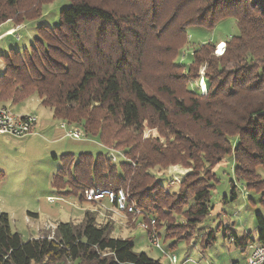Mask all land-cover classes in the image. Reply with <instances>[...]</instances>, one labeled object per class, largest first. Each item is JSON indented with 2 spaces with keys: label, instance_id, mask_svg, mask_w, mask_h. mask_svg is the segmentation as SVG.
<instances>
[{
  "label": "trees",
  "instance_id": "1",
  "mask_svg": "<svg viewBox=\"0 0 264 264\" xmlns=\"http://www.w3.org/2000/svg\"><path fill=\"white\" fill-rule=\"evenodd\" d=\"M69 1L57 25L40 26L28 48H11L4 55L0 100L9 97L19 103L36 92L55 118L82 127L96 138L105 131L93 115L97 108L135 130H141L143 111L147 109L167 126L177 117H188L212 133L213 137L203 142L204 161L215 165L233 151L238 178L256 188V167H264V63L259 61L264 58V0H196L203 5L196 6L194 20L211 27L221 18L236 17L239 35L233 41L227 40V51L214 60L207 61L197 49L192 54L194 63H208L209 98L205 105L193 97L189 102L174 97L171 106L150 94L141 80L144 48L150 38L160 40L166 35L167 27L174 23L187 0H178L172 7L174 0ZM27 4L22 0H0V25L22 10H28L25 18H37V2L28 0ZM169 12L170 17L163 22ZM181 28L180 35L184 36L185 27ZM163 88L168 89L166 85ZM102 155L69 154L53 185L58 190L68 187L61 193L79 195L80 201L87 187L118 189L113 183L120 178L112 174L113 165ZM195 175L186 186L194 198L188 211L192 223L200 222L211 208V188ZM157 188L153 190L158 193ZM236 196L232 186L233 199ZM179 197L185 198L186 194L180 193ZM134 201L143 206L141 198ZM261 201L264 203V197ZM257 219L259 240L264 243V218L258 214ZM223 230L225 237L232 233L228 238L236 246L249 244V236L239 237L231 232V226ZM113 231V223L100 225L96 215L86 212L81 224L60 222L50 233L23 240L19 232L12 230L9 215L1 213L0 264H56L62 260L74 264H163L146 252L135 251L132 237H114ZM214 236L211 232L208 237Z\"/></svg>",
  "mask_w": 264,
  "mask_h": 264
},
{
  "label": "rangeland",
  "instance_id": "2",
  "mask_svg": "<svg viewBox=\"0 0 264 264\" xmlns=\"http://www.w3.org/2000/svg\"><path fill=\"white\" fill-rule=\"evenodd\" d=\"M27 1L22 0L26 4ZM35 2L37 18H25L28 10H22L0 25V75L6 68L4 55L11 48L19 51L28 48L38 36V28L57 25L61 10L70 5L69 0H33V4ZM201 4L187 0L178 10L174 23L167 27L166 35L160 40L150 38L144 48L141 80L147 91L157 95L167 106H171L174 97L187 102L193 97L205 105L209 90L200 85L203 78L209 82L207 61L223 55L228 49L227 40L233 41L239 35L236 17L221 18L211 27L194 20V10ZM170 15L171 12L165 15L163 22ZM181 26L185 27L184 36L180 35ZM196 49L207 61L194 63L192 54ZM259 61L264 63V58ZM164 85L168 89L163 88ZM41 101L36 92L19 103H13L9 97L0 100V108H7L14 115L37 117L31 133L0 134V214L9 215L12 230L19 232L23 240L50 233L60 222L81 224L85 213L91 212L100 225L114 224V237H132L135 251L146 252L163 264H170L168 257L151 244L148 232L138 224L142 216L118 212L108 202L80 201L79 195L61 193L68 191V187L58 190L53 185L56 173L69 154L78 157L80 153L93 156L103 153L102 157L113 165L112 174L120 178L117 183L114 181V187L123 188L133 201L142 199L140 209L146 217L158 218L161 243L178 256L180 264L187 258L190 260L186 264L243 263L244 260L238 258L248 256L249 244L264 246L259 240L257 219L258 214L264 218L261 201L264 167H256L253 179L257 186L251 188L236 174L233 151L215 165H209L204 161L202 147L213 136L203 124L188 117H177L167 126L147 109L143 111L141 130H135L103 108H97L93 115L96 123L105 129L103 136L76 139L67 135L73 126L66 123L67 127H62L64 121L55 118ZM108 170L105 169V173ZM193 174L200 175L202 182L211 188L210 212L197 223L188 220L194 198L186 186L193 180ZM70 186L76 189L75 184ZM232 186L237 194L235 199ZM156 187H159L158 193L153 190ZM180 193H185L186 197L180 198ZM224 225L231 226L239 237L249 236V244L244 248L236 246L233 240L227 239L232 233L223 237ZM211 232L216 239L210 242L205 256L198 248L211 240L208 237ZM56 264L74 262L62 260Z\"/></svg>",
  "mask_w": 264,
  "mask_h": 264
},
{
  "label": "built area",
  "instance_id": "3",
  "mask_svg": "<svg viewBox=\"0 0 264 264\" xmlns=\"http://www.w3.org/2000/svg\"><path fill=\"white\" fill-rule=\"evenodd\" d=\"M36 122L37 117L35 115H14L7 108H0V134L26 135L33 131ZM61 126L66 128V122H62ZM67 135L76 139L87 137L85 131L78 126L68 129ZM83 196L86 202H108L118 212L126 215L142 216L138 224L148 232L151 244L168 257L170 264H180L178 256L175 253H170L163 247L161 235L157 229V218L154 216L146 217L140 207L136 205L135 201L131 200L123 188L87 187L83 191ZM248 249L249 254L246 260L238 264H264V246L251 243L248 245Z\"/></svg>",
  "mask_w": 264,
  "mask_h": 264
},
{
  "label": "crops",
  "instance_id": "4",
  "mask_svg": "<svg viewBox=\"0 0 264 264\" xmlns=\"http://www.w3.org/2000/svg\"><path fill=\"white\" fill-rule=\"evenodd\" d=\"M23 115V114H22ZM91 208V207H90ZM90 208H87V210H90ZM224 226H226V225H224ZM231 232H234L233 230L231 231ZM215 235V234H214ZM223 237H225L224 236V234H223ZM216 239V236H214V238L213 239H211L210 241H208V242H206L205 243V245L204 244H200V246H199V250H202V253H204L205 254V256L207 255L206 254V249H209V247L208 246H211V244H210V242L212 241H214ZM227 239H229L230 241H232L233 239L232 238H228L227 237ZM194 246H196V244H194ZM204 254H203V256H204ZM246 258H247V255H245L244 257H242V258H238V259H242V260H246ZM187 259H189V258H187ZM187 259H185L183 262H181V263H185L186 264V262H187ZM233 261V260H232ZM210 264H213V263H210ZM231 264H238V263H234V262H232Z\"/></svg>",
  "mask_w": 264,
  "mask_h": 264
},
{
  "label": "bare ground",
  "instance_id": "5",
  "mask_svg": "<svg viewBox=\"0 0 264 264\" xmlns=\"http://www.w3.org/2000/svg\"><path fill=\"white\" fill-rule=\"evenodd\" d=\"M223 46H224V43H223L220 47H223ZM221 49H222V48H221ZM200 86H202L203 88H207V87H208V84H207L205 78L202 79V83H201Z\"/></svg>",
  "mask_w": 264,
  "mask_h": 264
}]
</instances>
